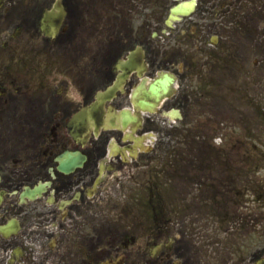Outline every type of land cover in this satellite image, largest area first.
I'll return each mask as SVG.
<instances>
[{
  "label": "flooded vegetation",
  "instance_id": "1",
  "mask_svg": "<svg viewBox=\"0 0 264 264\" xmlns=\"http://www.w3.org/2000/svg\"><path fill=\"white\" fill-rule=\"evenodd\" d=\"M190 1L0 0V264H264L260 195L247 185L233 194L229 177L216 181L215 163L193 179L208 183L206 207L195 199L175 222L166 216L170 182L144 179L149 194L140 206L160 210V218L144 233L133 230L136 175L158 143L146 136L157 122L167 125L173 108L184 116L191 38L207 50L221 37L214 25L226 5L219 0H197L168 23L172 8L186 10ZM164 36L185 47L160 52ZM163 72L177 78L159 111L135 107L138 88ZM115 82L107 112L111 105L120 118L138 112L143 122L121 119L75 139L74 114Z\"/></svg>",
  "mask_w": 264,
  "mask_h": 264
},
{
  "label": "rangeland",
  "instance_id": "2",
  "mask_svg": "<svg viewBox=\"0 0 264 264\" xmlns=\"http://www.w3.org/2000/svg\"><path fill=\"white\" fill-rule=\"evenodd\" d=\"M219 2H224L226 6L224 16L221 15L214 25V31L221 36L218 46L199 49L196 40L191 38L192 47L184 58L185 65L193 73L192 83L187 84L189 100L183 103L184 119L160 132L158 143L147 159L150 165L142 167L136 175L133 230L137 233L147 230L143 228L144 224L147 228L154 227V221L159 220L156 216L160 218V210L152 214L151 210L143 211L140 206L141 197L149 194L143 188L148 184L144 179L152 177L156 181L161 176L162 182H170L167 190L173 193H167L169 208L166 216L175 222L180 213H186L187 207L196 203L195 194L203 187L207 188V184L193 183L195 176L201 172L198 164H206L203 172L211 173L213 170L208 166L210 159L229 155L227 152L238 157L239 151L248 157L247 168L251 174L246 178L263 183L264 223V0ZM178 39L174 36L159 37L156 44L164 46L160 52L174 44L183 49L185 46ZM166 40L171 44L167 45ZM193 163L196 165L191 166ZM180 164H187L189 170L182 171ZM252 165L257 167L251 169ZM148 167L152 168V175L146 170ZM158 172H161L160 175ZM242 179L245 177L240 173L234 177L236 182ZM234 180L233 194L239 188ZM180 189L191 191L181 193ZM158 199L159 196L154 194V205L158 204ZM121 215V212H115L113 219L120 221ZM43 263L56 264V261Z\"/></svg>",
  "mask_w": 264,
  "mask_h": 264
},
{
  "label": "water",
  "instance_id": "3",
  "mask_svg": "<svg viewBox=\"0 0 264 264\" xmlns=\"http://www.w3.org/2000/svg\"><path fill=\"white\" fill-rule=\"evenodd\" d=\"M157 80H155L153 83H152V91H153V93H156V89H155V87H154V85H155V82H156ZM158 81H160V80H158ZM101 96V94L99 95V97ZM99 102V100L95 103V105L97 104ZM138 103V102H137ZM151 109V108H150ZM75 123H77V124H79V120L77 119L76 121H75Z\"/></svg>",
  "mask_w": 264,
  "mask_h": 264
},
{
  "label": "bare ground",
  "instance_id": "4",
  "mask_svg": "<svg viewBox=\"0 0 264 264\" xmlns=\"http://www.w3.org/2000/svg\"><path fill=\"white\" fill-rule=\"evenodd\" d=\"M168 90L170 91L171 88L168 87ZM171 92H172V91H171ZM163 97H164V95H162V96L160 97V99H158V101H157V105H160V104H161V102H162V100H163Z\"/></svg>",
  "mask_w": 264,
  "mask_h": 264
}]
</instances>
